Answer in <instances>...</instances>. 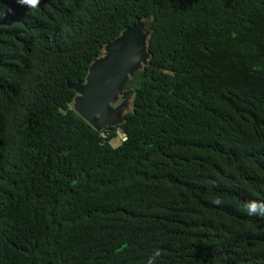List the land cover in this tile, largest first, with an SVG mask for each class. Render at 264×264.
Returning a JSON list of instances; mask_svg holds the SVG:
<instances>
[{
    "label": "trees",
    "instance_id": "16d2710c",
    "mask_svg": "<svg viewBox=\"0 0 264 264\" xmlns=\"http://www.w3.org/2000/svg\"><path fill=\"white\" fill-rule=\"evenodd\" d=\"M139 21L103 138L69 86ZM0 264H264V0H0Z\"/></svg>",
    "mask_w": 264,
    "mask_h": 264
},
{
    "label": "water",
    "instance_id": "95a60500",
    "mask_svg": "<svg viewBox=\"0 0 264 264\" xmlns=\"http://www.w3.org/2000/svg\"><path fill=\"white\" fill-rule=\"evenodd\" d=\"M144 26V22L139 21L106 44L103 55L88 68L84 83L69 86L75 92L73 111L98 132L108 131L112 118L118 124L123 121L124 115L121 121L116 115L124 102L114 108L111 105L117 103L119 94L123 95L133 73L148 63V30Z\"/></svg>",
    "mask_w": 264,
    "mask_h": 264
},
{
    "label": "rangeland",
    "instance_id": "374dc122",
    "mask_svg": "<svg viewBox=\"0 0 264 264\" xmlns=\"http://www.w3.org/2000/svg\"><path fill=\"white\" fill-rule=\"evenodd\" d=\"M144 29H146V25L144 26ZM117 99H118L117 103L113 104L111 106L114 108L115 106L120 105L121 102H124L120 107L121 111L119 113L117 112L118 114L116 115V116L120 117L119 121H121L122 116L131 110V97L123 98L122 94H119ZM71 107H73V106L71 105ZM112 120L113 121L111 122V126L118 124V122L115 123L114 118H112ZM109 142H110V145L112 147H116L119 144L117 139H111Z\"/></svg>",
    "mask_w": 264,
    "mask_h": 264
},
{
    "label": "built area",
    "instance_id": "2783aa9c",
    "mask_svg": "<svg viewBox=\"0 0 264 264\" xmlns=\"http://www.w3.org/2000/svg\"><path fill=\"white\" fill-rule=\"evenodd\" d=\"M102 137L106 138V135L102 134ZM114 138H116L119 143H122V142L126 141V135L124 134L123 131H119V130L116 131L115 135H114Z\"/></svg>",
    "mask_w": 264,
    "mask_h": 264
},
{
    "label": "clouds",
    "instance_id": "9594fccd",
    "mask_svg": "<svg viewBox=\"0 0 264 264\" xmlns=\"http://www.w3.org/2000/svg\"><path fill=\"white\" fill-rule=\"evenodd\" d=\"M109 130H110V129H109ZM109 130H108V131H105V130L99 131V132H100V136L102 137V134H105V135H106V138H107V135H108ZM116 131H118V130H116ZM116 131H115V132H116ZM119 131H121V130H119ZM114 135H115V133H114ZM113 139H116V138L113 137ZM118 143H119V142H118Z\"/></svg>",
    "mask_w": 264,
    "mask_h": 264
},
{
    "label": "snow or ice",
    "instance_id": "6c2138e0",
    "mask_svg": "<svg viewBox=\"0 0 264 264\" xmlns=\"http://www.w3.org/2000/svg\"><path fill=\"white\" fill-rule=\"evenodd\" d=\"M29 3H35V0H27Z\"/></svg>",
    "mask_w": 264,
    "mask_h": 264
}]
</instances>
